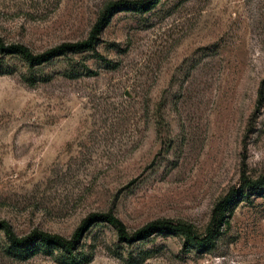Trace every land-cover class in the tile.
<instances>
[{
    "label": "rangeland",
    "instance_id": "rangeland-1",
    "mask_svg": "<svg viewBox=\"0 0 264 264\" xmlns=\"http://www.w3.org/2000/svg\"><path fill=\"white\" fill-rule=\"evenodd\" d=\"M110 1L0 0V37L34 53L82 41ZM0 72V221L18 236L71 238L104 213L129 236L157 219L204 236L241 176H264V0H160L115 15L91 51L33 69L0 54ZM227 221L201 252L90 222L78 251L89 264H264V190ZM0 264L57 263L16 260L0 233Z\"/></svg>",
    "mask_w": 264,
    "mask_h": 264
},
{
    "label": "trees",
    "instance_id": "trees-1",
    "mask_svg": "<svg viewBox=\"0 0 264 264\" xmlns=\"http://www.w3.org/2000/svg\"><path fill=\"white\" fill-rule=\"evenodd\" d=\"M159 1H110L100 12L87 39L62 43L40 53H34L24 44L5 43L0 37V54L6 57L18 58L29 69H33L55 59L65 58L69 54L74 55L91 51L94 49L96 36L102 33L115 15L119 13H147L154 9ZM83 68L88 72L87 67L83 66ZM262 190H264V176L252 179L242 175L238 188H231L225 196L216 202L204 236L199 235L196 228L189 222L171 219L154 220L129 236L121 222L111 213L91 215L88 220L83 221L71 238L38 229L25 236H18L6 221H0V233L3 235L7 254L18 261H27L41 254L51 257L57 264H89L93 258L92 253L85 255L78 251V246L81 234L90 222L111 226L117 231L119 239L123 242L144 241L156 235L180 236L184 239L185 246L201 252L208 250L214 244L219 229L228 224V217L241 202L244 192Z\"/></svg>",
    "mask_w": 264,
    "mask_h": 264
}]
</instances>
